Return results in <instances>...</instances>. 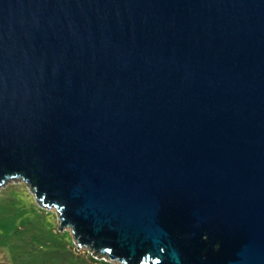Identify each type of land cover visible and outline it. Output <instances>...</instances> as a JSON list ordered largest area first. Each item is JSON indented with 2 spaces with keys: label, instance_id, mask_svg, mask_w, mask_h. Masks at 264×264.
Returning <instances> with one entry per match:
<instances>
[{
  "label": "water",
  "instance_id": "water-1",
  "mask_svg": "<svg viewBox=\"0 0 264 264\" xmlns=\"http://www.w3.org/2000/svg\"><path fill=\"white\" fill-rule=\"evenodd\" d=\"M116 264H264V0H0V189Z\"/></svg>",
  "mask_w": 264,
  "mask_h": 264
},
{
  "label": "rangeland",
  "instance_id": "rangeland-1",
  "mask_svg": "<svg viewBox=\"0 0 264 264\" xmlns=\"http://www.w3.org/2000/svg\"><path fill=\"white\" fill-rule=\"evenodd\" d=\"M54 208L44 209L24 182L0 189V264H116L79 248L59 230Z\"/></svg>",
  "mask_w": 264,
  "mask_h": 264
},
{
  "label": "trees",
  "instance_id": "trees-1",
  "mask_svg": "<svg viewBox=\"0 0 264 264\" xmlns=\"http://www.w3.org/2000/svg\"><path fill=\"white\" fill-rule=\"evenodd\" d=\"M90 259L96 261V258L93 255H90Z\"/></svg>",
  "mask_w": 264,
  "mask_h": 264
}]
</instances>
